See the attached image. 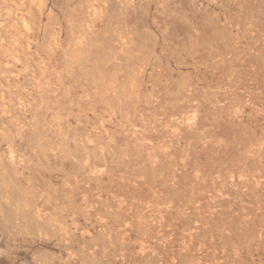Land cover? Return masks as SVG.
I'll return each instance as SVG.
<instances>
[{"label": "rangeland", "instance_id": "1", "mask_svg": "<svg viewBox=\"0 0 264 264\" xmlns=\"http://www.w3.org/2000/svg\"><path fill=\"white\" fill-rule=\"evenodd\" d=\"M0 264H264V0H0Z\"/></svg>", "mask_w": 264, "mask_h": 264}]
</instances>
